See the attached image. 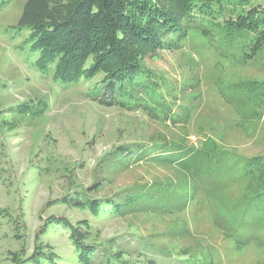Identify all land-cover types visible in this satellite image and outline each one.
I'll return each mask as SVG.
<instances>
[{"label":"rangeland","instance_id":"1","mask_svg":"<svg viewBox=\"0 0 264 264\" xmlns=\"http://www.w3.org/2000/svg\"><path fill=\"white\" fill-rule=\"evenodd\" d=\"M27 1L0 3V264H84L75 235L96 251L94 264H264V225L239 207L264 188V173L249 182L242 175L264 159V99L245 91L264 82V52L254 56L232 29L225 38L207 24L218 20L194 15L206 37L161 32L160 44L143 51L161 90L151 99L165 107L103 105L86 79L64 84L54 64L35 65L30 31L18 27ZM165 1L158 5L174 7ZM258 7L263 13L264 2ZM135 144L176 145L194 159L187 170L137 159ZM159 196L176 210L136 203L96 216L81 206ZM216 208L237 215L236 230ZM251 227L259 240L236 247L235 234Z\"/></svg>","mask_w":264,"mask_h":264},{"label":"trees","instance_id":"2","mask_svg":"<svg viewBox=\"0 0 264 264\" xmlns=\"http://www.w3.org/2000/svg\"><path fill=\"white\" fill-rule=\"evenodd\" d=\"M158 1L155 4L152 0H28L18 27L29 29L32 41L30 50L38 54L35 65L41 71L54 64L56 81L75 84L86 79L88 88L94 89L93 99L99 104L120 105L128 110H136L142 104L149 111L166 106L162 100L151 99L152 94L160 90V85L142 66L143 51L160 44L161 32L166 35L173 33L182 39L192 31L206 37L209 31L196 25L198 20L193 18L194 15L218 20L216 24H207L211 29L215 27L216 33L225 38L232 29L235 36L246 42V47L254 56L264 52V12H258L259 3L264 0L165 1L171 2L173 8H161ZM226 14L229 17L224 21ZM96 77L100 78L97 84L94 82ZM245 91L264 99V82L247 83ZM146 96L149 100H146ZM151 101L153 106L149 105ZM171 113V110H160L163 119L176 121L175 117H170ZM133 146L135 152L130 154L139 158L151 155L155 161L180 167L181 170H187L194 159L193 154L187 155L176 145L159 144L157 148L151 146V149L142 144ZM251 161V167L242 174L245 177L243 182L254 180L264 173V159L253 158ZM196 194V191L192 192L193 196ZM91 199L84 203L81 201V206L89 208L96 216L119 211L122 214V208L133 209L136 203L154 213L176 210L172 204L164 202L166 199L162 196L140 201L132 197L127 199L126 205H123L125 202L120 203L119 199ZM243 205L246 206L244 212L250 223L264 225V188L247 196L239 207ZM216 210L218 216L230 222L228 226L236 230L237 215L232 210ZM240 224L242 226L244 223ZM253 232L256 230L246 235L236 233L235 246L245 247L249 242L259 240L260 237ZM250 234L251 239H248ZM75 237L79 241L84 238L81 235ZM246 239L249 241L245 242ZM79 241H76V245L85 254L82 261L84 264H94L92 255L95 250ZM106 263L113 264V261Z\"/></svg>","mask_w":264,"mask_h":264}]
</instances>
